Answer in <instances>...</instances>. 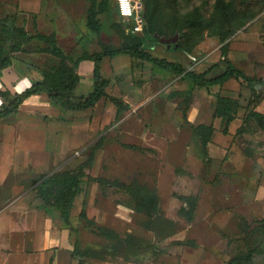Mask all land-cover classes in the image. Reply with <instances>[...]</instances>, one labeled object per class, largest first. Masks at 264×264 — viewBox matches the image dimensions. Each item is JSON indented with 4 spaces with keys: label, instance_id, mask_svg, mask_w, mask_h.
<instances>
[{
    "label": "rangeland",
    "instance_id": "obj_1",
    "mask_svg": "<svg viewBox=\"0 0 264 264\" xmlns=\"http://www.w3.org/2000/svg\"><path fill=\"white\" fill-rule=\"evenodd\" d=\"M91 5L90 0H0V21L13 20L30 35L54 33L73 66L85 54L127 45L116 0L95 18L98 32L90 25ZM142 7L154 29V41L142 49L153 56L198 73L218 64L209 77L226 69V59L251 77H264V0H223L222 5L154 0L152 9L142 0ZM0 36L7 49H21L11 54L13 64L4 71L13 81L0 83L1 110L4 94L12 98L41 81V72L56 69L60 59L45 53L50 46L40 41L14 42L1 25ZM174 37L179 40L171 46L161 43ZM101 73L110 80L108 95L126 104L120 114L108 99L91 110L69 112L44 95L0 120V210L26 189L35 192L43 175L73 171L92 153L86 173L103 180L84 179L71 211L72 229L49 207L55 234L43 238L46 250L34 252L31 242L23 257L13 253L0 264H54L60 248L50 239L63 231L71 247V260L67 256L63 264H228L250 256L241 264H264V195H241L230 180L237 176L232 171L240 134L252 136L244 147L263 151L264 123L256 115H264V89L252 98L237 80L201 88L130 56L105 58ZM80 78L85 86L74 94L92 92V74L81 71ZM220 97L240 102L227 132L216 114ZM199 125L215 129L206 148L196 132ZM82 210L106 232L83 220Z\"/></svg>",
    "mask_w": 264,
    "mask_h": 264
},
{
    "label": "trees",
    "instance_id": "obj_2",
    "mask_svg": "<svg viewBox=\"0 0 264 264\" xmlns=\"http://www.w3.org/2000/svg\"><path fill=\"white\" fill-rule=\"evenodd\" d=\"M90 1L92 4L90 10V25L94 31L98 32L99 26L95 21V18L98 15L107 12L109 8V0H102L98 8L96 6L97 0ZM145 1L147 6L151 7L152 9L154 0ZM217 3L222 5L223 0H217ZM116 11L118 14L117 6ZM142 16L145 23L144 30L142 34L138 35L126 34L123 22L121 20L120 28L127 37L126 46L104 50L101 53L96 54H85L73 66H69L67 64L66 56L62 52L61 48L58 47L54 33L50 35L42 33L30 35L23 28L17 27L13 23V20L5 19L0 21V25L9 31L14 42H32L35 40L40 41L50 46L49 50H43L45 53H50L60 59V64L56 69L52 71L41 72V81L32 82L31 86L24 91L20 93H14L12 98H10L9 94H4L7 99L5 106L0 110V120L14 116L19 112L20 107L26 102V100L34 95L39 94H46L53 103L60 106L63 110L71 112L91 110L95 108V106L101 100L108 99L117 107L118 114H120L123 110H125L126 104L119 98L108 95L107 88L110 84V80L103 77L101 73V65L103 60L105 58H115L118 56H130L142 62H147L165 72L183 75L185 78L192 81L194 85L201 88L222 86L231 80H237L250 90L252 98L257 97L258 92L261 89H264V77H251L244 73V71L238 68L230 60H224V63L227 67L222 73L214 77H209L210 72L219 68L218 64L210 67L205 72L198 73L196 71L185 69L179 62L168 61L166 59H160L153 56L142 49L146 42L154 41L153 39L151 40L152 33L154 32V29L152 30L151 28V19L148 16H144L143 10ZM0 38L2 37L0 36ZM14 46L15 47H12V50H9L3 43H0V78L3 76L4 71L13 64V58L11 57V54L21 51L19 46ZM9 52H11L10 55L7 54ZM85 61H91L94 65V87L93 91L89 94L77 96L74 94V91L81 82L78 69L80 64ZM219 103L220 105L216 110V114L219 118H223L225 121V132H227L230 125L236 118L237 110L240 107V102L238 99L220 97ZM256 118L259 122L264 123V115L258 114L256 115ZM184 119L187 120L186 115L184 116ZM196 132L202 138L203 147L206 148L208 143L212 141V136L215 132V129L213 127L199 125L196 127ZM100 146L101 143H99L95 149L99 148ZM93 157L94 153H92L91 157L86 163L79 165L73 171L66 170L45 174L37 183L36 190L39 198L42 200L45 207L54 208L60 213V218L67 228L72 229L71 211L74 207L76 198L84 191V179L87 178L89 181H97L99 183L103 181L101 178H94L86 173V167L92 161ZM80 216L92 227H97L100 231L106 232L88 217L85 210L81 211ZM250 257L233 258L228 264H241L244 260L249 259Z\"/></svg>",
    "mask_w": 264,
    "mask_h": 264
},
{
    "label": "crops",
    "instance_id": "obj_3",
    "mask_svg": "<svg viewBox=\"0 0 264 264\" xmlns=\"http://www.w3.org/2000/svg\"><path fill=\"white\" fill-rule=\"evenodd\" d=\"M81 71H83L85 74H88L89 76L91 74L93 76V65L88 62H85L78 69L79 75ZM6 76L7 74L3 73V76L0 78V83L2 82L6 84L8 81H13L9 76ZM19 77L20 79H24L21 75ZM90 82L91 81L87 83L88 86L90 85ZM82 84L83 81L81 80L80 85L85 86ZM30 86L31 84L27 85L25 89ZM17 92L20 93V91H16V93ZM44 95L46 94H39L30 97L20 107V110L23 106L35 100V98ZM238 137L241 145L239 144V147L234 146L235 151L237 150L236 152L238 160L236 164L234 163L232 171V175L237 176H234L230 180H235V190L241 191V195H248L254 197L257 194L264 195V139L262 141V149H259L263 151L260 153H256V150L250 149L248 146L244 147L242 144L245 143L246 145V143H249V140H252L251 135H246V132H244ZM221 150L225 151L224 148H222ZM252 153L253 155H251ZM13 187L14 186H12V189L10 190H14ZM48 210L49 207H45L42 200L37 194V190H35L34 192L33 188L26 189L21 195H19L16 199L10 202V204H8L3 210H0L1 260L8 259L13 253H18L20 254V257H23L24 253L30 250L29 247L31 245V242L33 245L34 252L38 253L42 252V250H46L47 244L45 243L43 238L46 239L48 235H50L51 237L53 234H55V232L53 231L54 221L52 216L49 215ZM30 215L31 217H33V220H31ZM14 216L16 218H14ZM31 235H33V237L31 238L30 243H27L25 237H30ZM65 236V231H63L62 234L58 232L57 238L52 237L50 239V242H54L56 244V248H60L56 256H54L53 258L54 264H63L67 256H70L71 260V255L69 252V249L71 247L69 242L65 243V241H63V238H65ZM66 238L67 240L69 239V234ZM67 258L69 261V257ZM69 264H71V262Z\"/></svg>",
    "mask_w": 264,
    "mask_h": 264
},
{
    "label": "built area",
    "instance_id": "obj_4",
    "mask_svg": "<svg viewBox=\"0 0 264 264\" xmlns=\"http://www.w3.org/2000/svg\"><path fill=\"white\" fill-rule=\"evenodd\" d=\"M116 6L120 19L123 22L126 34H142L144 19L142 16L141 0H116Z\"/></svg>",
    "mask_w": 264,
    "mask_h": 264
},
{
    "label": "water",
    "instance_id": "obj_5",
    "mask_svg": "<svg viewBox=\"0 0 264 264\" xmlns=\"http://www.w3.org/2000/svg\"><path fill=\"white\" fill-rule=\"evenodd\" d=\"M179 40L178 37H174L172 39H166V40H162L161 43L162 44H166L167 46H171L172 43H177Z\"/></svg>",
    "mask_w": 264,
    "mask_h": 264
}]
</instances>
